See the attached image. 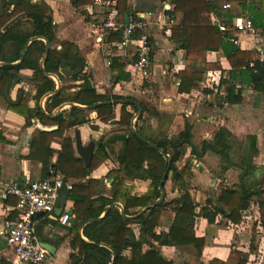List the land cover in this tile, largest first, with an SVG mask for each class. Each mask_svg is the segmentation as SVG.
I'll return each instance as SVG.
<instances>
[{
  "label": "trees",
  "instance_id": "1",
  "mask_svg": "<svg viewBox=\"0 0 264 264\" xmlns=\"http://www.w3.org/2000/svg\"><path fill=\"white\" fill-rule=\"evenodd\" d=\"M3 1L6 4L0 7V63H7V65L0 66V97L8 102L10 111L26 117L29 125L31 116L28 99L20 97L17 101H12L7 93L20 71L24 69L34 71L33 81L37 91L35 98L39 100L44 95L56 91V83L49 75H56L61 82L66 80L60 73L63 61L82 63V59L75 45L64 44L60 51L51 48L44 59L45 71H43L41 62L46 51L45 40L53 44L56 39V26L50 7L43 3H33L32 0ZM89 3L91 0H74L73 2L75 6ZM160 3L172 5L171 16L175 23L171 27V40L180 49L186 51L185 69L178 74L181 80L179 88L181 92L193 89L196 83L201 81L205 71L221 69L219 65L207 62V54L218 51H223L231 67L233 79L238 78L241 84L264 91V49L261 53L257 49L248 51L235 46L214 25L211 17L212 14H215L217 18L221 17V21L229 29L228 34L235 35L237 32L231 25L233 16L224 7L226 4H238L243 11H252L249 16L254 23L255 30H259L261 26L264 27L260 24L264 15L253 13V9L263 12L264 0H137L133 10H131L129 0H119L121 18H125V15L135 16L138 13H155ZM250 5L253 9L249 8ZM225 11H227L226 14H224ZM22 13H26L27 16L4 32L3 28ZM27 25L32 29L31 32L24 30ZM143 33V31H138L137 34L139 36ZM34 38L37 39L31 41ZM107 40L108 43L120 42L121 35L111 34ZM24 50H26L24 58L19 62ZM110 66L118 73L115 82L130 80V75L124 71L125 64L121 63L118 57L112 58ZM70 80L83 82L78 86L61 87L58 93L50 96L46 102L47 114H52L55 109L65 103L85 107L110 100L115 103L102 104L94 109L73 106L52 119H48L46 114L40 112L38 117L42 122H56L59 128L53 132L37 130V138L31 145V154L39 151L40 147H45L56 136H63L67 129H78L84 125L97 129L93 120L88 118V113L96 112L98 120L103 123L115 121V107L120 103L121 115L116 123L122 127H129L121 131L128 136L117 158L121 169L113 170L108 174L110 178L115 177L111 196H105L104 182L94 179L76 183L70 191V200L74 202L71 216L73 224L70 234L71 246L74 251H77V254L70 255V264H177L166 258L159 247L193 245L201 253L204 240L196 237L197 218H203L209 224H219V219H227L232 224H240L241 210L249 206L255 198H260L264 194L261 189H249L246 186L247 179L255 170L252 160L246 159L243 161L242 167L245 168H243L239 183L223 188L218 198H208L203 206H199L185 181L190 163L187 162L182 171L178 169L177 164L184 158L188 148H191V155L196 159L204 157L208 152H213L220 157L224 167L226 166L225 170L237 166L232 162L233 141L227 131L221 130L212 143L203 142L200 146H194L192 126L187 124L175 141L162 137L158 142L147 139V142H144L130 129L134 113L138 111L135 105L137 100L131 97L97 94L90 75H78ZM73 88L76 91L67 94ZM226 91V102H240V94L234 96L235 84L229 85ZM129 106L133 108V112L127 110ZM141 120L142 115L138 117L135 124L136 131L140 135L142 131L138 122ZM110 136L111 134H108L96 150L90 167H86L81 158L74 156L73 141L71 138H65L58 162L52 168L61 172L67 179H86L109 158L108 151L114 152V145L107 142ZM251 140L253 141L250 150L255 153V141ZM2 142L4 139L0 137V143ZM151 144L156 145L158 149L152 147ZM50 157L51 154L46 159V166ZM165 172H168V175L172 174L177 188L175 199L167 201L165 195L160 205L140 213L161 198L160 183ZM138 180L150 183L148 192L142 196L133 194V187L128 185L129 181ZM167 181L168 178L164 182V192ZM115 203L120 204L124 214L132 218H125L119 207L110 208ZM258 205L261 224L264 226V201H260ZM164 211L173 212L175 218L167 231L158 232L160 217ZM132 225L138 226V236L131 228ZM257 226V223L254 224L252 230L251 249H254L257 240ZM80 230L84 237L80 235ZM128 252L129 255H127ZM114 255H116L115 258ZM248 259V256L242 252L231 250L227 261L213 260L209 264H247Z\"/></svg>",
  "mask_w": 264,
  "mask_h": 264
},
{
  "label": "crops",
  "instance_id": "2",
  "mask_svg": "<svg viewBox=\"0 0 264 264\" xmlns=\"http://www.w3.org/2000/svg\"><path fill=\"white\" fill-rule=\"evenodd\" d=\"M33 3H43L52 11L55 28V41L51 44L52 49L62 50L64 44H73L78 48L79 57L82 59V75H90L91 82L99 95H113L131 97L137 100L135 105L138 111L130 124L137 122L135 115L139 113V106L142 111V120L138 122L142 135L149 141L158 142L162 137L173 141L189 124L192 126V143L200 146L203 142L212 143L217 134L225 130L233 141L231 150L232 162L237 166L225 170L220 157L213 152H208L204 157L196 159L191 155V148H188L184 158L177 164L182 171L187 162L190 169L187 171L185 181L188 184L195 202L203 206L208 198H218L223 188L232 187L239 183L243 174V161L252 160L255 170L252 176L247 179L246 186L249 189H261L264 192V91L256 90L253 87L241 84L240 79H233L231 67L223 51L209 52L207 62L219 65L221 69H210L205 71L201 81L187 92L179 90L181 80L178 74L185 69L186 51L180 49L171 40V27L164 17L163 4H159L158 10L154 13L153 19L146 28L149 35L151 53L150 77L144 79L134 68L135 58L130 50L121 51L114 43H108V36L105 35L102 26L101 10L91 7V3L75 6L74 0H32ZM137 0H129L131 10L135 7ZM142 1V0H141ZM5 1L0 0V7L5 6ZM166 4V3H164ZM231 8L226 9L230 15L250 17L252 11H243L238 4H230ZM249 8L253 9L250 5ZM255 14H263L264 11L253 9ZM224 14H226V12ZM24 14V13H22ZM212 20L215 14L211 15ZM222 20L221 17H219ZM264 25V19L260 22ZM24 30L31 32L29 25ZM242 50L253 51L264 49V27L261 26L255 34H240ZM118 57L121 63L125 64L124 71L130 75V80L115 82L118 77L117 71L111 69L112 58ZM77 62V61H75ZM108 62L110 63L108 65ZM69 70H75L76 66H67ZM61 73V70H60ZM34 71L29 69L21 70L18 77L13 81L7 93L12 101L20 97L28 99L30 120L8 109V102L0 97V137L4 142L0 143V264H22L16 258L14 251L9 247L3 233V225L6 220L7 211L13 210L16 205V198L6 196V186L12 182L22 183L26 178L33 181L44 180L49 177V169L57 164L60 157L63 140L71 138L74 147V156L80 158L76 151L75 133L80 132L83 145L94 141L95 151L102 145L108 134L111 136L107 142L114 145V152L109 158L93 171L86 179H67L73 186L79 182H86L88 179L103 181L104 194L111 195L112 183L115 177H108L109 172L121 169L117 158L122 144L128 139L121 131L129 127H122L116 122L120 120L121 103L115 107V121L103 123L98 120L97 113H88L87 116L93 120L97 129L90 125L81 126L78 129H67L63 136H56L45 147L31 154V145L37 138L36 131L53 132L58 130L56 122H42L38 117L39 113L46 114L48 119L54 118L60 112L69 110L71 107L65 105L53 111L52 117L46 113L47 95L36 99V87L33 81ZM56 76V75H55ZM64 76V75H63ZM58 87L78 86L83 81H71L72 77H65L60 81L50 76ZM76 77V76H75ZM235 84L234 96L240 94V102L228 103L226 89ZM73 88L67 94L75 92ZM113 104V100H110ZM80 108L85 106L75 104ZM133 112V108H127ZM50 128L51 131L43 130ZM255 141V153L250 150L251 143ZM51 152V153H50ZM51 154L46 166V159ZM93 154V156H94ZM85 164V163H84ZM48 171V172H47ZM149 181H129L128 185L133 187V194L142 196L148 192ZM176 185L172 174L168 175L165 184V195L167 201H172L177 193ZM260 201H264V194L255 198L249 206L241 210V223L232 224L227 219H219V224H209L203 218L196 219L195 231L198 239L204 240V247L201 253L193 245L159 247L163 255L177 264H209L213 260L227 261L231 250H237L248 256L247 264H264V226L258 231L254 249H251L252 226L261 223L259 210ZM74 202L69 199L66 202L64 212L72 216ZM199 211V208H198ZM103 217V215H102ZM72 218V217H71ZM175 214L171 211H164L160 217L158 232L167 231L172 225ZM72 220V219H71ZM62 225L59 217L52 212L46 216L36 219V232L41 243H47L54 248L55 253L50 254L43 264H70V255L74 251L71 246L70 237L73 224ZM136 235H139L138 226L132 225ZM82 230H80L81 232ZM157 246V244H156ZM129 255V252L127 253Z\"/></svg>",
  "mask_w": 264,
  "mask_h": 264
},
{
  "label": "built area",
  "instance_id": "3",
  "mask_svg": "<svg viewBox=\"0 0 264 264\" xmlns=\"http://www.w3.org/2000/svg\"><path fill=\"white\" fill-rule=\"evenodd\" d=\"M91 7L101 10L105 35H121V41L114 43L118 49L126 52L130 50L129 48H133L131 51L135 58L133 66L142 78L148 79L150 77L152 49L146 28L150 24V20L153 19L154 13H138L135 16L125 15V18L122 19L119 0H91ZM224 8L230 9L231 5L226 4ZM163 12L168 25H174L175 20L171 16L172 5L164 4ZM214 18V25L226 35L230 42L239 48L243 46L239 39L240 34L256 33L250 17H233L231 25L237 32L235 35H229L227 25L219 18ZM138 31L144 33L138 36ZM257 50L263 53V49ZM63 186H66L69 192L73 189V184L67 182L65 176L52 167L49 168V177L44 180L33 181L28 177L22 183L12 182L6 186V196L15 197L17 202L13 210L7 211L5 214L3 233L9 247L14 251L20 263L43 264L46 262L49 251L41 245L38 238L36 219L54 211ZM70 220L71 215L68 212H63L59 217V222L62 225L69 224ZM257 227L260 231L263 225L258 223Z\"/></svg>",
  "mask_w": 264,
  "mask_h": 264
},
{
  "label": "water",
  "instance_id": "4",
  "mask_svg": "<svg viewBox=\"0 0 264 264\" xmlns=\"http://www.w3.org/2000/svg\"><path fill=\"white\" fill-rule=\"evenodd\" d=\"M3 4L5 5V3H3ZM26 16H27L26 13L18 15L17 17H15L14 19H12V20H11V21H10V22H9L4 28H3V31L5 32V31H6L7 29H9L12 25H14L16 22H18L20 19H22V18H24V17H26ZM36 39H37V38H34V39H32L31 41L36 40ZM45 43H46V51H45V54H44L43 60H42V62H41V69H42L43 71H45V69H44V59H45L46 55L49 53V51L51 50V44H50L48 41H46V40H45ZM25 52H26V50L23 51L22 57H21V59H20L19 62H21V61L23 60ZM19 62H18V63H19ZM16 64H17V63H16ZM4 65H7V63H3V62L0 63V66H4ZM71 65H72V66H76V69H75V70H69V69H67V66H71ZM82 72H83V65H82L81 63H79V62H75V61H63V62L61 63V74L64 75L65 77H75V76L80 75ZM47 75H49V74H47ZM49 76H53V77H55V78L58 80V84H59V86H60V81H59V79H58L57 76H55V75H49ZM59 90H60V87H58V88L56 89L55 92H53V93H48V94H47V97L52 96L53 94L58 93ZM110 103H112V102H111V101H106V102H103V103H96V104H94V105H92V106H88V107H85V108H86V109H94V108H96V107L99 106V105H102V104H110ZM65 105H67V106H69V107L77 106V105H75V104H73V103H68V104H65ZM65 105H63V107H64ZM139 111H140V112L142 111V108H141L140 106H139ZM140 112H139V113H140ZM139 113H137V114L135 115V119L139 117V115H140ZM48 116H49V117H52L53 115H48ZM39 127H40L41 129H43V130H47V131H51V130H52V129H50V128H44V127H42V126H40V125H39ZM132 132H133L136 136H138L139 138H141L144 142H147L146 138H144L142 135H140V134L136 131V128H135L134 122H133V124H132ZM75 145H76V151H77L78 155L80 156V158L84 161L85 166H86V167H90L91 162H92V159H93V154H94V151H95L96 143H95L94 141H91V142H89L87 145H83L82 140H81L80 132L77 131V132L75 133ZM151 145H152V147H154L155 149H158V147H157L156 145H154V144H151ZM167 178H168V172H165V174H164V176H163V178H162V180H161V183H160V190H161V192H162V196H161V198H159L156 202H154L153 205H150V206L144 208L140 213L147 211V210H148L149 208H151V207H156L157 205H160V204L164 201V198H165V192H164V190H163V186H164V182H165V180H166ZM69 195H70V192L68 191V189L66 188V186H63L62 189L60 190V193H59V197H58L57 205H56V207H55V209H54V211H53V213H54L55 216L60 217V216L63 214V212H64V210H65L66 202H67V200L69 199ZM111 207H119V208H121V210H122V212H123V216H124L125 218H132V217H128L127 215L124 214V210H123V208H122V206H121L120 204L115 203V204H113L112 206H110V208H111ZM91 221H93V220H91ZM80 235H81L82 237H84L83 234H82V231L80 232ZM41 245H42L45 249H47V250L49 251L50 254H54V253H55L54 248H52V246H50L49 244H47V243H41ZM115 257H116V255H114V258H115Z\"/></svg>",
  "mask_w": 264,
  "mask_h": 264
},
{
  "label": "rangeland",
  "instance_id": "5",
  "mask_svg": "<svg viewBox=\"0 0 264 264\" xmlns=\"http://www.w3.org/2000/svg\"><path fill=\"white\" fill-rule=\"evenodd\" d=\"M130 49V51H132L133 50V48L131 47V48H129Z\"/></svg>",
  "mask_w": 264,
  "mask_h": 264
}]
</instances>
